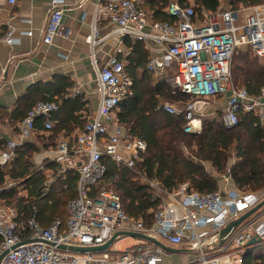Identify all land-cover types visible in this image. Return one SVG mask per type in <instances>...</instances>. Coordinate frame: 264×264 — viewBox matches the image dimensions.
<instances>
[{"label": "built area", "instance_id": "built-area-1", "mask_svg": "<svg viewBox=\"0 0 264 264\" xmlns=\"http://www.w3.org/2000/svg\"><path fill=\"white\" fill-rule=\"evenodd\" d=\"M15 0H9L13 4ZM140 0H96L93 22L87 43L93 47L101 24L112 27L104 39L115 37L156 46L159 55L151 54L144 69L157 81L168 69L174 74L168 83L171 94L178 92L190 98L188 103L162 101L160 109L168 115L183 117L184 131L201 132L202 120L213 115L216 101L225 97L221 123L226 130L234 129L241 113H252L264 120V84L256 95L238 89L231 79V62L239 50H249L264 59V5L247 9H225L216 12H197L191 5L171 2L165 12L170 22L152 20L139 8ZM67 9L64 0H52L45 23L43 43L49 45L62 35L61 23ZM28 23V22H27ZM9 28L1 41L18 45ZM29 36L30 32L23 33ZM126 50V54L129 50ZM117 50V56L123 55ZM124 54L123 56H125ZM111 56L98 67L91 53L96 74L98 105L91 118L77 132L74 144L59 141L55 151L37 155L33 162L35 173L42 171L48 183L55 173L72 170L77 174L76 198L66 205L64 223L53 221L46 228L37 221L38 209L31 207V217H20L12 207L0 205V264H158L165 255L162 247L136 239V243L119 251L111 248L128 236H117L106 252L74 253L64 247L95 248L105 245L119 233L143 234L168 247L186 244L194 251L191 261L185 264H242L244 247L251 239L264 245V205L249 216L235 230L220 241V231L230 222L251 210L264 200V189L256 193L237 190L208 194L189 191L187 183L173 193L163 191L157 182L142 179L160 198V208L153 223L146 227L142 220L128 217L122 210L119 197L111 190L95 187L105 175L106 160L117 166L134 169L147 151L146 143L127 138L114 119L117 105L131 96V79L124 73V62ZM4 72V69H3ZM58 111L54 102L39 101L31 106L18 124L14 139L6 140L0 152V171L13 161L15 151L35 133V122L43 119V129L52 128L51 116ZM53 153L52 156L46 155ZM54 163L55 170H45ZM19 182L9 181L1 190L18 187ZM228 183V177L223 178Z\"/></svg>", "mask_w": 264, "mask_h": 264}, {"label": "trees", "instance_id": "trees-1", "mask_svg": "<svg viewBox=\"0 0 264 264\" xmlns=\"http://www.w3.org/2000/svg\"><path fill=\"white\" fill-rule=\"evenodd\" d=\"M174 0H140L139 8L152 20L170 22L165 12ZM188 5V0H178ZM227 9L264 5V0H204L203 11L216 12L221 4ZM128 53L118 55L124 62V73L131 79V96L121 101L114 110V119L127 138H137L146 143L147 151L134 169L117 166L106 160V172L95 191L107 189L120 199L124 213L135 220H142L146 227L153 223L161 200L146 183L157 182L167 192H176L187 183L189 191L203 194L219 191V180L228 177L234 190L256 193L264 189V120L252 113L239 116L238 125L232 130L224 129L220 112L202 120L200 133L184 131L183 117L163 112L162 101L188 103L190 98L181 93L171 94L168 83L174 74L168 69L157 81L145 69L149 53L144 44L123 39ZM231 79L238 89L256 95L264 84V59H259L249 50H239L232 58ZM43 89L29 91L18 99L17 110L10 117L11 124H19L32 105L39 101L54 102L58 111L51 116L52 128L43 129V119L35 122V133L31 140L17 148L13 161L0 171V187L9 181L19 182L27 178L22 186L0 191V205L17 210L20 217H31V207L38 209L37 221L44 228L53 221L64 223L66 205L76 198L77 174L67 170L55 173L47 192L43 187L47 179L43 172L35 173L34 157L44 151L56 150L59 141L74 144L77 132L89 119V109L83 97L71 95L73 84L67 78H56ZM18 133V125L13 129ZM58 141V142H57ZM6 141L0 139V152ZM58 165L50 163L45 170H55ZM262 245L245 246L242 264H264V255H255Z\"/></svg>", "mask_w": 264, "mask_h": 264}, {"label": "crops", "instance_id": "crops-1", "mask_svg": "<svg viewBox=\"0 0 264 264\" xmlns=\"http://www.w3.org/2000/svg\"><path fill=\"white\" fill-rule=\"evenodd\" d=\"M51 1L15 0L10 4L9 0H0V139L5 141L17 135L13 129L18 124H11L10 117L17 110L18 99L34 87L35 90H42L43 85L51 84L56 78H67L73 84L71 95L83 97L91 118L98 105L91 53L98 67H102L109 57L117 56V50L126 54L124 46L115 37L104 39L113 30L108 25L99 26L98 43L93 49L87 43L96 0H64L67 9L61 23L62 35L55 37L51 44H44L43 33ZM9 28L14 29L13 37L20 41L18 45H7L1 41ZM24 32L31 34L26 36ZM148 48L149 55L151 52L160 54L156 46L150 44ZM216 102L212 107L213 113L223 110L226 99L220 98ZM46 155L52 156L53 153ZM219 189L226 191L234 188L230 181L225 183L219 180ZM126 240L131 241L129 246L136 243V238ZM180 246L164 245L165 255L160 264H185L191 261L194 251L186 244Z\"/></svg>", "mask_w": 264, "mask_h": 264}, {"label": "water", "instance_id": "water-1", "mask_svg": "<svg viewBox=\"0 0 264 264\" xmlns=\"http://www.w3.org/2000/svg\"><path fill=\"white\" fill-rule=\"evenodd\" d=\"M263 205H264V200L261 201L255 207H253L251 210H249L246 213H244L243 215H241L237 220L227 224L219 233L220 241H222L225 236H227L229 233H231L233 230H235L240 224H242L249 216H251L252 214L257 212ZM117 236H120V237L128 236V237H131V238L141 239V240H144V241L152 242V243H154L155 245H157L159 247L165 248L164 245H162L161 243H159V242H157L155 240H152V239L148 238L147 236H145L143 234L119 233V234L115 235L114 237H112V239H110L105 245L100 246V247L79 248V247H64V246H61L60 249H62V250L67 249V250H69L71 252L79 253V254H84V253H102V252H106L107 251V249L114 242V240H115V238ZM254 245H260V240L251 239L247 243V246H254ZM4 254H5V252L0 255V262H1L2 258H3V256H4Z\"/></svg>", "mask_w": 264, "mask_h": 264}, {"label": "rangeland", "instance_id": "rangeland-1", "mask_svg": "<svg viewBox=\"0 0 264 264\" xmlns=\"http://www.w3.org/2000/svg\"><path fill=\"white\" fill-rule=\"evenodd\" d=\"M178 0H174L173 2H177ZM189 2H188V5H191L192 7H194L195 8V10L197 11V12H203V7H204V5H203V2H204V0H188ZM228 8V6H226L224 3H222L221 4V7L219 8V9H221V10H225V9H227ZM248 7H239V8H237V9H247ZM223 99H225V97H222ZM219 101H220V99H219ZM217 103V102H216ZM219 114L221 115V110H219ZM58 142V141H57ZM50 151H54V150H49V151H47V152H50ZM44 152H46V151H44ZM44 152H42V153H44ZM41 153V154H42ZM39 155V154H38ZM37 156V155H36ZM35 156V157H36ZM34 157V158H35ZM52 180V179H51ZM20 186H22V185H20ZM219 191H221L220 189H219ZM131 244V241H129V240H124V241H121V242H119L118 244H116V245H112V247L111 248H117L119 251H122V250H124V249H126V248H128V247H130L129 245ZM176 247H178V246H176ZM181 247V246H180ZM188 247V246H187ZM255 255H264V245L262 246V247H260V248H258L257 250H256V252H255ZM170 258H172V257H170ZM164 263H165V261H164ZM158 264H160V263H158Z\"/></svg>", "mask_w": 264, "mask_h": 264}]
</instances>
